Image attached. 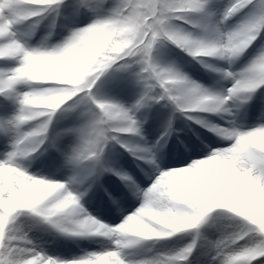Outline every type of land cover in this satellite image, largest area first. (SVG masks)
<instances>
[{
	"label": "snow or ice",
	"instance_id": "1",
	"mask_svg": "<svg viewBox=\"0 0 264 264\" xmlns=\"http://www.w3.org/2000/svg\"><path fill=\"white\" fill-rule=\"evenodd\" d=\"M246 9L241 21L229 26ZM109 22L135 30L137 39L129 51L102 59L99 51L77 49L84 33ZM37 33H42L38 40ZM241 36L244 43L232 47ZM262 36L264 0H50L44 4L0 0V142L5 146L0 154V264H256L258 257L264 264V146L252 142L264 132V93L258 94L264 90V79L256 78L242 88L239 81L244 73L233 70ZM168 44L230 81L231 87L216 92L179 66L162 64L157 54ZM217 44L226 46L228 72L213 62L220 60L215 55H194L197 49L215 50ZM33 58H42L46 66L34 67ZM261 62L264 46L243 68L250 70ZM64 78L75 84L70 98L58 111L44 115L38 133L37 122L29 119L34 114L30 100L57 87L42 79ZM121 81L140 89L134 104L125 106L98 95V88ZM177 87L212 97L216 107L210 112L191 111L177 95ZM159 103L230 142L217 149H242V154L230 164L208 165L204 161L218 155L209 150L205 158L188 166L163 170L159 153L174 132L171 121L153 147L125 138L144 139V122L138 114ZM113 113L125 122H114ZM203 113L218 114L227 127L209 123L200 116ZM249 113L257 122L246 127L242 121ZM72 114L78 123L59 129V121ZM66 136L74 138L68 147L62 143ZM115 145L149 166L145 172L153 181L149 187H141L135 177L106 161V149ZM53 152L71 171L64 181L30 170L32 163L45 162L43 158ZM105 174L118 177L141 200L118 225L148 213L155 224L165 218L161 213L171 219L151 235L117 236L115 226L107 223L102 232L88 231L87 225L100 220L92 219L85 198ZM38 181L53 186L38 189ZM105 192L120 209L121 202ZM33 231L73 241L80 254L50 255ZM97 238L108 243L92 251L78 243H95ZM173 239L185 242L169 246Z\"/></svg>",
	"mask_w": 264,
	"mask_h": 264
},
{
	"label": "rangeland",
	"instance_id": "2",
	"mask_svg": "<svg viewBox=\"0 0 264 264\" xmlns=\"http://www.w3.org/2000/svg\"><path fill=\"white\" fill-rule=\"evenodd\" d=\"M227 3V0H224ZM247 14L246 10L241 13L239 16L234 17V22H230L229 26H234L238 24L243 16ZM261 46H264V36H262L252 47H250L247 52L239 58L236 64L233 66V69L238 71L241 68L245 67L258 53V50ZM170 56H179L175 52H171ZM163 62H168V57L165 59H161ZM218 67H222L228 69V65L225 61L221 60H214L213 61ZM162 63V62H161ZM171 64H175L179 66L186 74H188L192 79L196 80L198 83H201L205 87L209 88L210 90L220 92L225 90L228 87H231V82L223 80L219 77L216 73L210 72L207 70V73L204 69H198L197 66L191 62H188L182 58H178L175 62H171ZM261 91L258 94H260ZM103 98L111 101H115L117 103L124 104L125 106H130L134 104L136 100L139 98L140 89L132 87L127 82H121L118 86L114 87H104L101 92ZM216 114V113H215ZM166 113L162 107H151L147 110L141 111L138 114V119L147 122L148 128L152 132H150V136L153 137L156 133L160 132L164 128H167L168 121L165 120ZM246 127H250L255 124L257 121L251 118V113H249V117L242 121ZM69 123V127L75 126L78 123V117L76 114H72L68 119H62L58 123V128L65 127V124ZM209 123L220 126V127H227V123L225 120H221L220 116L216 114L215 116L210 117ZM144 130H142V134H144ZM126 139H129L134 144H139L140 146L146 147L145 144L141 143L140 137H132L126 135ZM74 142V138L70 136H66L63 138L62 143L65 147L70 146ZM201 146L202 152L200 153L199 150H196V155H192L193 146L189 143L181 142L177 146H173V157L176 158V150L182 151L187 150L188 154H182L181 160L178 159H165L163 156L161 163V168L165 171L172 170L177 167H185L190 165L197 159H203L209 152V150H216L217 148L227 147L229 146L230 142L224 139L222 136L217 135L213 132V134H209L208 136H203L201 138ZM5 150V146L3 142H0V154H2ZM189 156V157H188ZM50 162V163H49ZM184 163L183 165H179ZM127 164V163H126ZM115 167L127 172L128 174L132 175L136 178L137 183L141 185L143 188H147L153 182L152 180L148 179L145 175V172H148L149 166L142 162L140 164L141 169H134L130 168L129 166H120L117 162H115ZM143 169V171H142ZM30 170L33 173H39L43 176H50L56 179H60L61 181L66 180V178L71 175V171L64 166L63 159L60 157L59 153H54L48 163H42L41 161H36L31 164ZM141 171V174L138 173ZM138 173V174H137ZM109 176V175H108ZM100 183V182H99ZM100 186V184H99ZM112 186L117 188V191L120 192V188L122 190L123 187H117L115 184H112L110 187L103 183V187L105 188H112ZM96 187H93L92 191L89 193V196L86 197V203L84 204L85 208L95 217V218H103L107 219L113 223L114 226L118 225L119 223L123 222V219L127 216L132 214L141 204V200L137 197L126 196L125 198L122 193L119 195H113L114 198L121 202V208L117 209L114 205H106L101 203L103 200V196L100 193H97ZM99 201H101L99 203ZM100 210L108 211V210H115L116 214H112L109 212L106 213H99ZM112 215L113 219L110 218ZM27 223H32L28 221ZM222 223H227L226 221H222ZM32 235L37 239L41 240L50 255L52 254H80L78 248H76V243L70 240H65L63 238H54L53 236L47 235L45 233L39 231H33ZM185 241H178L174 240L173 242H168L169 246H179V244L184 243ZM81 248H86L89 251L96 250L99 247L100 243H108V241L104 240V238H98L95 243L92 241L86 242H78ZM243 243V242H241ZM89 245H91L89 247ZM261 258H257L256 264H259Z\"/></svg>",
	"mask_w": 264,
	"mask_h": 264
},
{
	"label": "clouds",
	"instance_id": "3",
	"mask_svg": "<svg viewBox=\"0 0 264 264\" xmlns=\"http://www.w3.org/2000/svg\"><path fill=\"white\" fill-rule=\"evenodd\" d=\"M36 3L44 4L49 3L50 0H35ZM137 39L135 30L129 25L121 22H109L104 23L98 27L93 28L91 31L84 33L77 43V49H88L89 51H99L102 53V59H112L116 56L122 55L129 51ZM245 37L241 36L235 41L232 47H239L244 43ZM226 46L223 44H217L215 50L213 49H197L194 55L197 56H209L215 55L221 61L227 62V57L223 56ZM76 49H74L75 51ZM230 55V49H228ZM238 61V60H237ZM236 61V62H237ZM33 66H46L42 63V58H33ZM228 72V69H224ZM244 73L239 81L240 86L246 87L252 80L256 78L264 79V62L250 66V70L241 68L240 70ZM42 82L56 84L57 87L54 89L45 90L43 93L38 94L30 100V104L34 109L33 116L29 119H34L37 122L36 131L40 132V126L43 122V117L47 112L58 111L59 108L63 107L70 98V90L75 86L72 79H54L45 80ZM169 83L175 86V81L170 80ZM177 95L183 97L190 105L191 111H205L210 112L216 107V104L212 97H204L199 94L189 93L184 88L177 87ZM114 122L124 123L125 121L118 114L113 113ZM252 142L258 143L264 146V132L259 133ZM218 155L216 157H209L204 163L213 165L216 163L230 164L236 161L242 154V149L233 151L232 149H216ZM52 184H45L44 182H37V188L52 187ZM165 218L161 220L160 224L152 223L150 216L151 213L142 215L139 218L133 217L131 223H122L121 225L115 226L113 229L114 234L117 236H124L127 234L135 233L138 235H151L153 230H158L163 224L167 223L171 217L166 213H161ZM95 220V217H92ZM109 227L101 221L96 223H90L87 225V230L90 232H102L105 228ZM239 260H243L244 257H239Z\"/></svg>",
	"mask_w": 264,
	"mask_h": 264
},
{
	"label": "trees",
	"instance_id": "4",
	"mask_svg": "<svg viewBox=\"0 0 264 264\" xmlns=\"http://www.w3.org/2000/svg\"><path fill=\"white\" fill-rule=\"evenodd\" d=\"M166 48L167 46L164 48V49H161L160 53L157 54V58L159 59V57L161 56V54H163L165 51H166ZM100 88L97 89V91L99 90Z\"/></svg>",
	"mask_w": 264,
	"mask_h": 264
}]
</instances>
